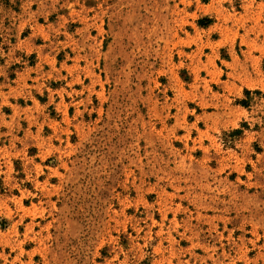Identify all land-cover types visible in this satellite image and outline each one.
<instances>
[{
    "label": "rangeland",
    "instance_id": "374dc122",
    "mask_svg": "<svg viewBox=\"0 0 264 264\" xmlns=\"http://www.w3.org/2000/svg\"><path fill=\"white\" fill-rule=\"evenodd\" d=\"M0 264H264V0H0Z\"/></svg>",
    "mask_w": 264,
    "mask_h": 264
},
{
    "label": "trees",
    "instance_id": "16d2710c",
    "mask_svg": "<svg viewBox=\"0 0 264 264\" xmlns=\"http://www.w3.org/2000/svg\"><path fill=\"white\" fill-rule=\"evenodd\" d=\"M205 25V24H204ZM247 94H249V92L247 93ZM247 103H249L248 101H243V102H241V104L243 105V106H246L247 105Z\"/></svg>",
    "mask_w": 264,
    "mask_h": 264
}]
</instances>
